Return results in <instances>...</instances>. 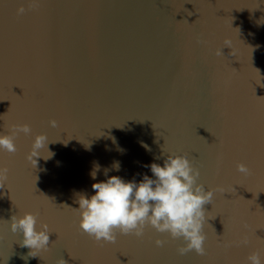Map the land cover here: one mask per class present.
Segmentation results:
<instances>
[{
    "label": "water",
    "instance_id": "obj_1",
    "mask_svg": "<svg viewBox=\"0 0 264 264\" xmlns=\"http://www.w3.org/2000/svg\"><path fill=\"white\" fill-rule=\"evenodd\" d=\"M31 4L0 0V135L32 128L16 137L14 154L0 151L9 170L0 264H251L252 253L264 264V0ZM39 134L49 143L34 166L25 157ZM185 153L206 191L225 190L204 205L206 256L179 255L182 239L150 227L114 244L79 230L76 201L94 195V183L154 179L145 165ZM25 212L51 233L36 257L10 230ZM156 239L168 243L157 248Z\"/></svg>",
    "mask_w": 264,
    "mask_h": 264
},
{
    "label": "clouds",
    "instance_id": "obj_2",
    "mask_svg": "<svg viewBox=\"0 0 264 264\" xmlns=\"http://www.w3.org/2000/svg\"><path fill=\"white\" fill-rule=\"evenodd\" d=\"M35 6L37 0H32L27 10ZM25 12L26 9L21 6L16 10V15L19 17ZM199 42L207 43L203 40ZM225 45L230 48L229 41H225ZM215 55L223 56V48L217 49ZM48 124L52 128L58 127L55 120H50ZM21 133L32 135L31 126L26 123L15 124L11 135H0V151L14 154L17 151L15 139ZM48 143L46 135H35L31 151L25 159L36 166L41 151L47 149ZM145 167L150 168L154 179L144 175L137 183L135 180L126 182L119 176H111L106 181L92 185L95 194L90 198L80 195L76 201L79 207L74 209L78 214L79 230L96 243L114 244L118 235H133L141 239L146 227H150L157 233H167L172 240L182 239L184 246L177 248L179 255L195 251L201 257L206 256L204 205L212 203L215 193H224V188L217 186L206 191L205 185L198 183L200 171L192 166L186 153L167 155L163 166L152 163ZM113 168L118 171L119 164H114ZM96 170H99V165ZM237 170L245 176L251 175V170L244 164H238ZM8 172L6 167H0V188L4 187ZM107 172L106 169V176ZM91 175L95 179L96 171ZM38 215L25 212L23 215H13L10 220L11 232L22 234L20 246L29 248L31 257H36L40 251H47L50 242L51 233L46 224H41L40 230H37ZM154 243L157 248H162L168 240L156 239ZM248 260L251 264H260L258 253H252ZM58 264H65V261L60 259Z\"/></svg>",
    "mask_w": 264,
    "mask_h": 264
}]
</instances>
